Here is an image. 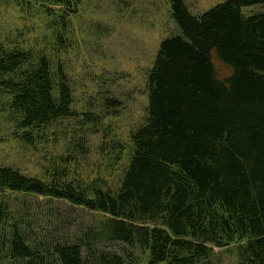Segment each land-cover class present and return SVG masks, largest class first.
<instances>
[{
  "label": "trees",
  "instance_id": "trees-1",
  "mask_svg": "<svg viewBox=\"0 0 264 264\" xmlns=\"http://www.w3.org/2000/svg\"><path fill=\"white\" fill-rule=\"evenodd\" d=\"M17 2L60 17L50 20V52H68L76 0ZM170 5L180 33L153 62L147 116L131 134L119 186L77 183L67 167L42 180L0 165V264H131L100 250L104 242L136 249L146 264H202L215 248L234 250L238 264H264V11H249L264 0H226L200 15L185 0ZM213 51L232 69L225 81ZM0 72L30 143L76 115L65 66L45 50L0 42ZM36 196L90 212L92 243L40 238L20 208Z\"/></svg>",
  "mask_w": 264,
  "mask_h": 264
},
{
  "label": "rangeland",
  "instance_id": "rangeland-1",
  "mask_svg": "<svg viewBox=\"0 0 264 264\" xmlns=\"http://www.w3.org/2000/svg\"><path fill=\"white\" fill-rule=\"evenodd\" d=\"M76 1L77 10L70 15L71 47L54 55L50 48L58 27H50V20L61 18L49 16L35 4L0 0V42L45 50L55 62L63 63L76 112L34 135L30 143L16 126L8 106L13 95L4 89L6 76L0 72V165L42 180L49 177V170L67 167L77 183L117 188L132 151L131 134L147 116L153 62L161 43L180 29L170 0ZM185 1L191 13L200 15L226 0ZM253 10L264 11V7L249 11ZM212 57L219 79L227 80L232 69L216 51ZM31 200V208H20L30 209L40 238L49 236L55 242L80 238L84 242L90 237L86 242L92 243L88 227L95 228L98 222L90 212L43 196ZM99 248L126 255L131 264H146L136 249L125 244L104 242ZM202 264H238V260L234 250L215 248V255Z\"/></svg>",
  "mask_w": 264,
  "mask_h": 264
}]
</instances>
